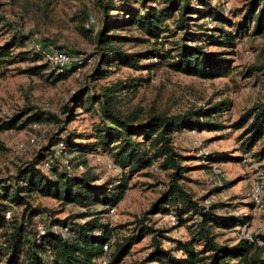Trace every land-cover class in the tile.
<instances>
[{
	"label": "trees",
	"instance_id": "obj_1",
	"mask_svg": "<svg viewBox=\"0 0 264 264\" xmlns=\"http://www.w3.org/2000/svg\"><path fill=\"white\" fill-rule=\"evenodd\" d=\"M193 1L202 2L207 5V9L195 6L192 0H93V11L100 26L94 30L84 24L90 17L85 9L77 25L83 35L95 43L97 57L91 72L92 79L107 74L115 61L138 67V58L147 54V57L157 55L160 59H166V65L186 74L200 77L227 75L230 71L227 59L221 58L217 52L204 51L202 45H188L185 40L194 36V32L190 31L191 24L203 26L202 23L191 21L194 13L221 18L227 22L229 20L223 17L216 6H208L207 1ZM121 14L125 16L120 18ZM1 19L3 16L0 14ZM231 24L235 26L236 33L219 27V35H214V32L201 34L204 38L211 37L220 45L228 46L234 44L236 34L248 30L250 25H253V33H264V0H247L241 18ZM6 25L11 34L0 43V68L15 62L16 56L28 57L23 55L26 51L13 54V50L24 45L32 35L17 26ZM125 26H133L154 38V45L141 52L123 49V42L139 38L116 32ZM181 30L183 42L174 41L171 46L164 48L156 46L159 38L177 35ZM201 34L199 32L196 35ZM32 49L35 56L39 54L44 57L42 50L34 48L33 42ZM86 59V56L83 57V63ZM54 68L57 70L54 80L67 77L74 70ZM123 87L121 81L100 86L98 91H92L85 85L72 96L71 101L99 116L93 124L94 141L75 142L73 136L62 134L73 115V105L62 107L64 117L33 105H26L6 117L0 116V131L20 129L43 120L57 125L48 142L41 147L43 154H37L30 161L19 165L15 175L0 177V264H98L97 258L103 253L102 245L115 234L116 228L104 222L101 213L122 198L128 174L147 168L154 162L167 171L165 187L150 206L135 218L132 232L113 240L108 264L121 261L130 252L132 244L147 233H151L150 250L132 264H264V233H257L250 239L240 237L234 243L217 239L214 228L232 227L244 222V217L216 212L214 208L217 205L213 203H200L184 183V179L188 178L185 173L188 166L183 163L185 155L173 142V133L179 129L221 128L222 125L217 121L205 119L204 116H210L220 108H227V101L207 108L191 107L176 112L150 110L144 114L139 107L126 111L120 107L119 92ZM234 126L243 127L241 146L244 150H250L261 142L254 155L263 158L264 96L249 105L235 120ZM59 142H63L70 153L72 150L107 153L121 168V178L117 181H98V174L85 167L80 171H67L56 153L55 147ZM45 159L50 161L48 169L42 166ZM71 160L77 165L79 162L84 164L86 158L82 156L75 160L71 155ZM125 172L127 175L124 177ZM35 195L50 196L62 204L75 203L86 209L57 218L49 207L33 203L32 197ZM94 204L102 205L103 209H94L91 206ZM9 209L11 212L6 216ZM156 212H173L181 224L185 219L189 220L188 237L174 239L173 247H165L161 241L163 229L152 227L146 222L147 215ZM82 216L88 218L82 222L75 221ZM38 221L45 227V232L40 235L36 228ZM54 225L66 226L70 235H63ZM257 238L263 240V243H258Z\"/></svg>",
	"mask_w": 264,
	"mask_h": 264
},
{
	"label": "rangeland",
	"instance_id": "obj_2",
	"mask_svg": "<svg viewBox=\"0 0 264 264\" xmlns=\"http://www.w3.org/2000/svg\"><path fill=\"white\" fill-rule=\"evenodd\" d=\"M205 1L209 3L208 6H216L229 22L194 13L191 21L202 23L203 26L191 24L190 31L194 32V36L186 38L185 42L188 45H202L204 51L217 52L221 58L227 59L230 68L227 75L200 77L186 74L166 65V59H160L157 55L147 57V54L138 58V67L115 61L110 65L107 74L92 79L91 72L97 57L95 43L83 35L77 25L81 22L79 17L85 9L93 21L88 17L84 24L94 30L100 26L101 23L93 11V0H0V14L3 16L0 20V43L11 34L6 24L32 34L24 45L13 50V54L26 51L23 55L28 57L16 56L15 62L0 68V116L6 117L26 105H33L64 117L62 107L66 104L73 105V115L62 134L73 136L72 140L75 142L85 143L95 140L93 124L99 119L98 114L92 110H86L71 101L75 92L85 85L92 91H98L100 86L121 81L125 87L119 92L120 107L124 111L139 107L144 114L150 110L176 112L191 107L207 108L227 101V108H220L210 116H204L205 119L217 121L222 125L221 128L179 129L173 133V142L185 155L183 163L188 166L185 171L188 178L184 179V183L200 203H213L217 205L214 208L217 209L216 212L244 217V222L232 227L214 228L219 241L234 243L240 237L250 239L257 233H264V207L255 205L248 196L251 182L259 173H264V157L258 158L254 155L261 142L256 143L250 150H244L241 146L243 127L234 126L242 112L264 96V33H253V25H250L248 30L236 34L234 44L228 46L220 45L211 40V37L204 38L201 34L203 32L219 35V27L236 33L235 26L231 23L241 18L247 0ZM192 3L201 9H207V5L200 1L192 0ZM124 16L121 14L119 17ZM129 27L119 28L116 32L139 38L123 42V49L141 52L154 45V38L133 26ZM199 32L201 35H196ZM182 34L183 30L168 38L161 37L156 46L164 48L171 46L174 41L183 42ZM36 38L50 43L53 47L59 45L69 51L82 52L87 59L79 70L72 71L65 78L54 80L57 70L52 63L39 54L35 56L32 42ZM131 83L133 84L130 85ZM56 129L55 123L43 120L35 127L26 125L20 129L0 131V177L15 175L19 165L42 153L41 147L48 142L49 136ZM32 135L33 140L30 139ZM93 152L81 153L72 150L71 155L75 160L84 156V167L97 173L98 181H117L121 178L118 171L109 168L105 161L98 160ZM126 175L127 172L124 177ZM209 176H213V180L206 183ZM167 179V171L158 167L156 162L128 174L127 187L122 198L112 209L109 207L101 213L104 222L116 227L115 234L112 235L114 239L132 232L135 218L160 194ZM32 198L34 204L49 207L57 218L86 209L75 203L62 204L50 196L35 195ZM91 206L94 209H103L100 204ZM164 215V212L150 213L146 222L152 227L162 228V244L173 247L174 239L188 237L189 220L185 219L182 224L172 223L164 219ZM86 218L88 216L77 217L75 221L82 222ZM64 235L69 236V231H64ZM150 244L151 233H147L132 244L130 252L117 264H132L139 260L149 252Z\"/></svg>",
	"mask_w": 264,
	"mask_h": 264
},
{
	"label": "built area",
	"instance_id": "obj_3",
	"mask_svg": "<svg viewBox=\"0 0 264 264\" xmlns=\"http://www.w3.org/2000/svg\"><path fill=\"white\" fill-rule=\"evenodd\" d=\"M90 21H93V18L90 17ZM35 38V37H34ZM33 46L35 49H40L44 53V57L52 63L58 70H63L66 68H73V71L79 70L83 65V53L82 52H76V51H69L66 48H60V47H53L50 45V43L42 42L39 39H34ZM33 127L36 126L35 123L32 124ZM31 140L34 139V135L30 137ZM56 153L60 157L61 163L64 166V168L67 171H71L72 169L77 170H83L84 164L79 162L77 165L74 164V161L71 160V153L67 150L65 144L63 142H59L56 145ZM95 157L98 160H103L107 163L109 168L121 172V168L113 162L111 157L106 155L105 153H95ZM42 166L45 169H48L50 167V161L49 159H45L42 162ZM213 180V176H209L206 180V183H210ZM248 196L249 198L255 203L257 206H263L264 207V173H259L257 178L251 182L248 190ZM109 209H112L109 208ZM11 210L6 211V216H9ZM164 219H166L168 222L175 223L177 222V215L173 212L165 213ZM56 227V225L54 226ZM36 228L38 231V234H43L45 232V227L42 224V222L38 221L36 224ZM56 230L60 231L64 235V231L67 230L66 226H57L55 228ZM113 237H110L103 245V253L97 258L98 264H108L109 260V253L111 249L113 248ZM258 243H263V240L257 238L256 239Z\"/></svg>",
	"mask_w": 264,
	"mask_h": 264
}]
</instances>
